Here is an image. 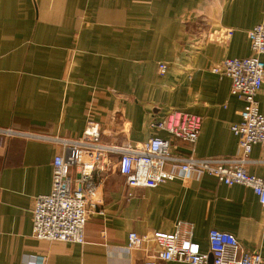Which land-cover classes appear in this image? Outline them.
<instances>
[{
  "label": "crops",
  "instance_id": "obj_1",
  "mask_svg": "<svg viewBox=\"0 0 264 264\" xmlns=\"http://www.w3.org/2000/svg\"><path fill=\"white\" fill-rule=\"evenodd\" d=\"M259 23L264 0H0V125L74 138L93 118L102 142L140 144L170 137L154 123L183 111L203 122L198 140H175L178 149L236 156L231 125L244 101L212 67L249 56L248 32ZM220 27L233 36L222 43L206 37ZM258 106L264 113V86ZM60 151L20 138L0 148V264H192L158 258L154 242L127 247L131 231L172 232L178 220L194 223L202 251L218 229L259 251L264 264V207L254 191L177 168H170L177 179L154 188L128 187L113 167L99 173L85 243L34 237V198L50 192ZM263 155L255 145L247 166L261 177Z\"/></svg>",
  "mask_w": 264,
  "mask_h": 264
},
{
  "label": "built area",
  "instance_id": "obj_2",
  "mask_svg": "<svg viewBox=\"0 0 264 264\" xmlns=\"http://www.w3.org/2000/svg\"><path fill=\"white\" fill-rule=\"evenodd\" d=\"M234 34L231 28L220 27L206 32V37L220 43ZM248 36L251 54L247 57H225L212 67L220 77H230L231 93L244 101L240 121L231 125L238 138L236 156L199 157L178 149L175 140L195 143L202 128V117L183 111H172L154 123L167 130L170 137L152 136L140 144L102 142V125L93 118L87 120L83 133L74 138L49 134L14 126L0 125V148L12 138L41 140L59 145L61 151L53 158L52 187L49 193L36 195L32 210V235L40 239L85 243V228L99 201L96 176L116 168L130 188H154L178 176L212 175L226 185L251 188L264 207V177L248 171L250 155L255 145L264 147V113L258 106V96L264 86V23L255 25ZM168 65L161 63L165 73ZM264 163V155L258 160ZM74 170V172H73ZM264 226V223H263ZM194 223L178 220L172 232L154 231L151 235L131 231L127 247L135 249L149 242L156 243L157 257L192 264H262L259 251L247 250L233 233L211 229L209 251H202L194 240Z\"/></svg>",
  "mask_w": 264,
  "mask_h": 264
}]
</instances>
